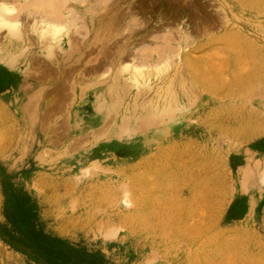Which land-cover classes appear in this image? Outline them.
I'll return each mask as SVG.
<instances>
[{
	"label": "rangeland",
	"instance_id": "rangeland-1",
	"mask_svg": "<svg viewBox=\"0 0 264 264\" xmlns=\"http://www.w3.org/2000/svg\"><path fill=\"white\" fill-rule=\"evenodd\" d=\"M11 52L48 105L1 206L114 264H264V0H0Z\"/></svg>",
	"mask_w": 264,
	"mask_h": 264
},
{
	"label": "trees",
	"instance_id": "trees-1",
	"mask_svg": "<svg viewBox=\"0 0 264 264\" xmlns=\"http://www.w3.org/2000/svg\"><path fill=\"white\" fill-rule=\"evenodd\" d=\"M6 199L1 209L0 241L32 264H114L105 254L45 230L36 209L30 204L23 188L3 189Z\"/></svg>",
	"mask_w": 264,
	"mask_h": 264
},
{
	"label": "crops",
	"instance_id": "crops-1",
	"mask_svg": "<svg viewBox=\"0 0 264 264\" xmlns=\"http://www.w3.org/2000/svg\"><path fill=\"white\" fill-rule=\"evenodd\" d=\"M48 86L31 85L20 70L17 55L0 56V158L25 150L30 127L42 117ZM0 193V214H1Z\"/></svg>",
	"mask_w": 264,
	"mask_h": 264
},
{
	"label": "bare ground",
	"instance_id": "bare-ground-1",
	"mask_svg": "<svg viewBox=\"0 0 264 264\" xmlns=\"http://www.w3.org/2000/svg\"><path fill=\"white\" fill-rule=\"evenodd\" d=\"M7 12H9V10H6ZM56 19V18H55Z\"/></svg>",
	"mask_w": 264,
	"mask_h": 264
}]
</instances>
